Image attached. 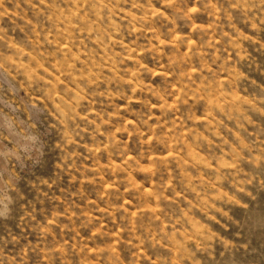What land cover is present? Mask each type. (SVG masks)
I'll return each instance as SVG.
<instances>
[{
	"label": "clouds",
	"instance_id": "9594fccd",
	"mask_svg": "<svg viewBox=\"0 0 264 264\" xmlns=\"http://www.w3.org/2000/svg\"><path fill=\"white\" fill-rule=\"evenodd\" d=\"M130 2L138 12L132 19L123 14L126 0H86L87 6L83 9L77 4L78 11L96 21L91 25V34H88L90 29L88 22L80 24V27L84 32V39L89 42L88 46H83L84 51L89 61L95 57L97 63L91 70L85 69L87 75L79 73L75 67L68 68L65 62L61 63L60 71L74 84L75 92L69 93L59 89L57 94V90L44 83L41 76L33 73L29 78L25 75L26 69L14 68L12 65L6 68L4 64H0V71L6 72L10 79L15 80L17 88H20V77H23L24 86L38 92L42 98L22 99L15 92L8 93V103L15 104L18 109L21 103H17V100L22 101L27 120H31L28 106L39 109L42 123L30 124V127L37 129L41 141L36 146L35 154L27 149L17 148V152L23 153L22 158L6 161L5 174H0V264H59L61 261L63 264H81V261L88 264L92 262L108 264L109 260L113 264H119V257L115 251L116 244L107 243L104 248L97 244L93 254L89 255L88 241L80 238V230L93 232L90 239L94 244L100 238L105 242L115 239L121 244L138 239L139 242L133 247H156L159 251V240L169 243L170 234H161L157 226V238H153L151 231L145 233L144 225L139 220L136 225L139 235L133 233L119 203L123 197L115 186L119 184L126 188L130 195H135L136 192L126 177L139 168L138 161L150 154L149 150L154 147V142H161L164 126L160 122L164 121L172 126V132L169 133L172 136L178 131L175 127L177 123L183 126L192 118L196 105H186V101L189 94L196 95L195 81L200 80L204 74L210 79H215L213 73H205L201 68V61L207 60L215 64L217 70L228 65L232 68L229 72L230 79L240 80L246 77L236 69V66L245 62L254 63L248 49L244 47V41L258 45L257 51H264V37L261 36V32L264 31V0H224V3L217 0L219 13L216 11L217 5L212 4L211 0H196L200 7L193 8L187 7L181 0H160L165 11L154 8L151 0H146L145 3H140V0ZM233 7L237 9L235 13L232 12ZM168 9H172L171 15L165 14ZM202 11L211 12L213 16L222 13L223 16L221 19L211 20V28L208 29L196 23V14ZM118 13L121 15L118 16ZM74 19L80 23L79 16ZM124 19H129L127 25L123 24ZM180 24L190 31L187 37L174 39L177 36V26ZM238 24L250 28L254 35H245L237 27ZM161 28L168 30L161 31ZM225 28L229 29L231 35L224 31ZM209 31L220 37L222 43L219 47L215 41L211 44L206 41ZM125 32L134 37L129 45L123 44ZM193 34L199 37L198 44H194L187 54L178 51L177 46L188 45ZM93 37L95 43H92ZM117 48L120 49L119 52L115 51ZM198 51H203L206 55H198ZM226 52L235 54V59L230 65ZM133 54L135 59L129 67L127 58ZM146 57L152 58L157 65L156 69L147 66L144 62ZM193 67L199 69L200 73L190 72ZM106 68L109 70L107 75ZM73 74L77 79H72ZM155 75L161 77L159 83L155 86L145 83L146 79ZM169 75L172 77L171 82L168 79ZM172 82L180 86L176 91L172 90ZM2 88L3 85H0V89ZM177 92H180V95L175 105L170 107L167 101L170 97H177ZM137 96L140 97L138 102L142 105L139 112L132 108V102ZM153 98L158 104L161 100L164 101L160 105L159 117L152 111L157 107V104L152 103ZM122 99L128 101L123 109L124 116H121V106L115 103ZM68 100L72 101L71 105ZM129 114L132 119L125 120ZM177 114L183 117V120L174 119ZM153 121H156L155 129ZM125 132L128 133L127 140L123 136ZM0 138L12 143L10 137L0 134ZM162 142L167 145V141ZM133 144L136 145L135 148L132 147ZM141 147L145 148L142 153ZM130 151H136L139 155L130 157ZM83 152L88 153L93 159L91 167L82 171L86 177L92 176L87 183L99 182L100 190L94 193L96 200H90L87 208L81 210L80 203L88 197L82 192L72 191L65 194L66 208L62 211L56 210L47 223L37 222L35 209L39 206V201L47 203L49 200L54 202L58 199L55 190L66 175L75 182L76 174L81 171L79 164L83 159ZM103 153L118 156L122 164L115 168L110 164L101 165L99 161ZM247 157L244 159L234 156L233 159V163L237 165L236 176L233 177L235 186L243 191L248 184H252L253 189L258 190L247 192L249 206L245 211L243 229L250 237L264 236V202L259 200V193L264 192V151L257 155L249 152ZM153 163L156 166L155 179L158 181L156 190L161 193L163 200L165 185L161 177L166 173L165 166L171 161L154 159ZM240 165L249 169L243 178L239 175ZM106 175L112 182L107 192L103 187L108 183L103 180ZM114 176L121 179L117 181L113 179ZM145 179L151 180L153 176H146ZM100 203L105 205L103 209L100 208ZM96 212L100 215L86 214ZM115 214H119L121 219L120 223L114 224L113 227L121 231L114 235L112 228H108L104 221L108 220L111 223L116 219ZM223 214L229 216L228 212ZM229 218L233 221L237 219L235 213ZM28 227L33 229L32 234L37 237L39 243L28 242V233L24 231ZM58 228L69 238L75 232V243L60 241L49 243L52 232ZM193 235L200 241L199 249L186 253L180 246L177 259L181 264H186L187 261H191V264H216L210 247L211 240L215 237L208 230ZM123 236L129 239L124 240ZM228 247L231 248V245ZM197 252L204 255H198ZM242 255L258 256L260 264H264V253L258 249L245 248ZM223 260L224 264H244L235 250H226ZM133 264L137 262L133 260ZM168 264H171V259Z\"/></svg>",
	"mask_w": 264,
	"mask_h": 264
},
{
	"label": "rangeland",
	"instance_id": "374dc122",
	"mask_svg": "<svg viewBox=\"0 0 264 264\" xmlns=\"http://www.w3.org/2000/svg\"><path fill=\"white\" fill-rule=\"evenodd\" d=\"M145 2L146 0H140V3ZM181 2L189 8L200 7L196 0H181ZM220 2L224 3V0ZM151 3L154 8L165 11L160 0H151ZM211 3L217 5L216 11L219 13L217 0H211ZM77 4L80 9L87 6L86 0H0V64H4L6 68L12 65L14 68L26 69L25 75L29 78L33 73L41 76L44 83L57 90V94H59V89H64L69 93L75 92L74 84L65 78V73L60 71L61 63L65 62L70 69L75 67L83 75H87L86 68L91 70L92 66L97 63L95 57L89 61L84 51L83 46H88L89 42L84 39V32L80 27V24L88 22L90 25L88 34H91V25L96 21L82 11H78ZM236 11L237 9L233 7L232 12ZM123 14L129 19L138 15L130 0H126ZM165 14L171 15L172 9H168ZM120 15L118 13V16ZM76 16L80 18L79 24L74 19ZM222 16V13L213 16L211 12L202 11L196 14V23L210 29V21L221 19ZM129 19H124L123 24L127 25ZM237 27L245 35H254L252 30L244 25L238 24ZM167 30V28H161V31ZM189 31L190 29L184 28L182 24L178 25L177 36L174 39H179L181 36L187 37ZM224 31L229 32V29L225 28ZM229 35H231L230 32ZM261 36L264 37V31L261 32ZM133 39L132 35L125 32L123 44L129 45ZM198 41L199 37L193 34L188 45L177 46L178 51L187 54L194 44H198ZM206 41L209 44L215 41L217 47L222 43L220 37L211 31ZM92 43H95V37ZM244 47L248 49L254 63L245 62L243 65H237L236 69L242 72L246 79H230L229 72L232 68L228 65L217 70L215 64L207 60L201 61V68L205 70V73H213L215 79H210L207 74H204L201 75L200 80L195 81L196 95L189 94L186 101V105H196L192 118L183 126L177 123L175 127L178 131L172 136L169 135L172 132V126L164 121L160 122L164 126L161 142H154V147L149 150L150 154L141 157L138 161L139 168L126 177L133 191L136 192L135 195H130L128 190L119 184L115 186L123 197L119 203L121 210L128 218L133 233L139 235L136 229L139 220L144 225L145 233L151 231L153 238H157L156 227L158 226L161 234H170V242L159 240V251L156 247H133L139 242L138 239L121 244L115 239L105 242L103 238H100L94 244L90 239L93 232L80 230V238L88 241L89 255L93 254L97 244L100 248H104L107 243H111L116 244L115 251L119 257V264H133V260L137 264H168L169 259H171V264H181L177 259L179 247L182 246L186 253L198 250L200 241L193 233L208 230L215 237L211 240L210 247L216 264H224L223 257L226 250H235L236 254L243 259L244 264H260V257L242 255L245 248L258 249L264 253V247H262L264 236L250 237L243 229L245 211L249 206L247 192L258 190L253 189L252 184H248L241 191L235 186L233 179L236 176L237 167L233 163L234 156L247 159L249 152L257 155L264 151V51H257L258 45L250 44L248 41H244ZM90 50L94 51V49ZM115 51L119 52L120 49L117 48ZM197 54L206 55L203 51H198ZM225 55L230 65L235 59V54L226 52ZM134 59L135 54L127 58L129 67ZM144 62L149 68H157L151 57H146ZM226 67L227 70H225ZM108 71L106 68V75ZM189 71L194 74L200 73V70L195 67ZM72 79H77L75 74ZM168 79L172 81L171 75ZM160 81L161 77L155 75L146 79L145 83L155 86ZM15 84L16 81L10 79L6 72L0 71V85H3L0 89V109H2L0 111V134L12 140V143H9L0 138V174H5L6 161L22 158L23 153L17 152V148L27 149L35 154L36 146L41 143L37 129L30 127L32 122L42 123L39 109L28 106L31 120H27L22 101L17 100V103H21L18 109L15 104L8 103V93L15 92L22 99L41 100L42 98L38 92L24 86L23 77H20V88H17ZM102 87H107V85H102ZM179 87L178 83L172 82L173 91ZM179 95L180 92H177V97L168 99L167 103L170 107L175 105ZM65 99L67 100V97ZM139 99L140 97L137 96V99L132 102V108L137 112L142 110ZM68 103L71 105L72 101L68 100ZM115 103L121 106V116H124L123 109L128 101L122 99ZM152 103L157 104L152 111L159 117L160 105L164 101L161 100L158 104L153 98ZM128 119H132L131 114L125 117V120ZM174 119L179 121L183 120V117L177 114ZM152 123L155 129L156 121ZM123 136L126 140L128 139L127 132L123 133ZM162 141H167V145L165 146ZM132 147L135 148L136 145L133 144ZM144 151L145 148L141 147L140 152ZM137 155L139 153L136 151L129 153L130 157ZM154 159L171 161L165 166L166 173L161 177L165 185V191L162 193L163 200H161V193L156 190L158 181L155 179ZM99 162L101 165L110 164L113 168L122 164L118 156L113 157L109 153H103ZM92 163V157L83 152V159L79 164L81 171L76 174L75 182L66 175L55 190L58 199L54 202L49 200L47 203L43 200L39 201V206L35 209L37 222L47 223L56 210L62 211L66 208L65 194L72 191L82 192L88 197L80 203L81 210L87 208L90 200H96L94 193L100 190L99 182L87 183L92 176L86 177L82 171L84 168L91 167ZM240 168L239 175L243 178L248 174L249 169L244 165H240ZM229 173L231 175H228ZM149 175L153 176V179L146 180V176ZM113 179L118 181L121 177L114 176ZM103 180L108 181L103 186L104 191L107 192L112 182L107 175L103 177ZM73 199L75 200L74 197ZM259 200L264 202V192L259 193ZM104 207L105 205L100 203V208ZM224 212H228L229 216H225ZM233 213L237 218L235 221L229 218ZM86 214L100 215L99 212ZM115 215L116 219L111 223L108 220L104 221L108 228H112L114 235L121 231L113 227L114 224H119L121 219L119 214ZM24 231L28 233L29 243H39L37 237L32 234L31 227L25 228ZM75 239V232L69 238L64 235L62 229L58 228L52 232L48 242L75 243ZM122 239L128 240L129 238L123 236ZM229 245L231 248L228 247ZM56 246L59 247L58 244ZM197 254L204 255L200 252ZM81 264H88V262L81 261ZM92 264H99V262H92ZM108 264H113V262L109 260ZM186 264H191V261H187Z\"/></svg>",
	"mask_w": 264,
	"mask_h": 264
}]
</instances>
